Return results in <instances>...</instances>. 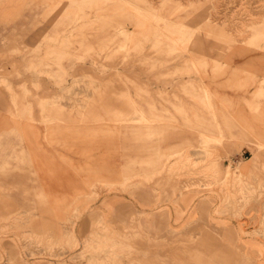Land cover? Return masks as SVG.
I'll list each match as a JSON object with an SVG mask.
<instances>
[{"label":"rangeland","instance_id":"rangeland-1","mask_svg":"<svg viewBox=\"0 0 264 264\" xmlns=\"http://www.w3.org/2000/svg\"><path fill=\"white\" fill-rule=\"evenodd\" d=\"M0 264H264V0H0Z\"/></svg>","mask_w":264,"mask_h":264},{"label":"crops","instance_id":"crops-1","mask_svg":"<svg viewBox=\"0 0 264 264\" xmlns=\"http://www.w3.org/2000/svg\"><path fill=\"white\" fill-rule=\"evenodd\" d=\"M156 111H158V108L155 109V112H156ZM256 155H258L257 152H255V156H253V157H255V159H257L256 157H258V156H256ZM240 171H241V170H240Z\"/></svg>","mask_w":264,"mask_h":264}]
</instances>
